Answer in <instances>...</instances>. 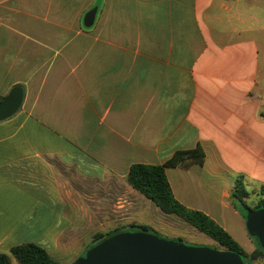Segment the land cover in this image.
<instances>
[{
  "label": "crops",
  "instance_id": "crops-1",
  "mask_svg": "<svg viewBox=\"0 0 264 264\" xmlns=\"http://www.w3.org/2000/svg\"><path fill=\"white\" fill-rule=\"evenodd\" d=\"M263 23L264 0H0V102L24 88L0 121V253L73 264L78 210L198 145L203 163L166 168L175 197L246 229L232 193L264 184Z\"/></svg>",
  "mask_w": 264,
  "mask_h": 264
},
{
  "label": "water",
  "instance_id": "water-1",
  "mask_svg": "<svg viewBox=\"0 0 264 264\" xmlns=\"http://www.w3.org/2000/svg\"><path fill=\"white\" fill-rule=\"evenodd\" d=\"M96 8L85 16V25L93 24ZM24 100V88L14 86L0 102V121L15 114ZM249 233L256 236L264 249V207L247 209ZM73 264H246L236 251L197 246L173 241L148 232L131 229L106 238L91 247Z\"/></svg>",
  "mask_w": 264,
  "mask_h": 264
},
{
  "label": "rangeland",
  "instance_id": "rangeland-1",
  "mask_svg": "<svg viewBox=\"0 0 264 264\" xmlns=\"http://www.w3.org/2000/svg\"><path fill=\"white\" fill-rule=\"evenodd\" d=\"M262 61L264 62V57ZM246 190L248 195L245 198L243 197V200L236 199V201L243 208H254L260 201L261 196L258 191L253 192L249 187H246ZM119 197L115 193L111 194L108 203H101V201L94 203L87 210V214L84 210H78L77 220H79L78 226L81 229L78 238L81 236L84 238L83 241L82 239L78 241L79 248L87 243L89 246L91 244L96 246L105 240L101 239L94 242L97 234H106L111 231L120 230L119 232H115V234H118L131 229L139 230V228H133L132 225H145L149 228L148 232L157 234L168 240L224 249L222 245L180 216L163 211L151 199L129 187L128 183L124 189L122 198ZM227 231L234 234L233 238L247 252H252L258 247V238L251 235L247 226L246 229L244 228L243 223L240 222V226H238L237 222L230 220L229 225L227 224ZM63 259L66 260L65 257ZM251 264H264V257L252 261Z\"/></svg>",
  "mask_w": 264,
  "mask_h": 264
},
{
  "label": "trees",
  "instance_id": "trees-1",
  "mask_svg": "<svg viewBox=\"0 0 264 264\" xmlns=\"http://www.w3.org/2000/svg\"><path fill=\"white\" fill-rule=\"evenodd\" d=\"M192 159L199 163L204 162L205 152L200 145L191 150L175 152L174 155L163 164L133 163L129 168L127 181L135 190L151 199L163 211L180 216L198 230L214 239L224 248L239 253L247 264H251L252 261L264 257V249L261 247L260 243H258V247L252 252H247L239 242H237L233 236L213 218L203 211L186 207L175 197L166 174V168L191 162ZM258 193L261 196L260 201L254 208L249 207V209L264 207V184L260 187ZM232 195L235 199L240 200H243V197L248 195L240 179ZM132 227L149 230L145 225H132ZM119 231L120 230L111 231L106 234H97L94 242L106 239ZM92 246L93 245L88 246V249ZM10 253L9 255L0 253V264H13L12 257L16 260L17 264H62L53 258L43 247L34 243L13 247Z\"/></svg>",
  "mask_w": 264,
  "mask_h": 264
}]
</instances>
